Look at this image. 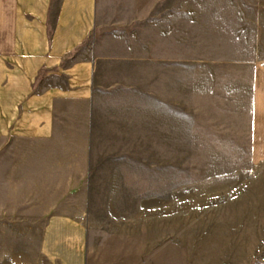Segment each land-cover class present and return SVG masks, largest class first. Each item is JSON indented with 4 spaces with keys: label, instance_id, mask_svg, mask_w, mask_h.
<instances>
[{
    "label": "crops",
    "instance_id": "obj_1",
    "mask_svg": "<svg viewBox=\"0 0 264 264\" xmlns=\"http://www.w3.org/2000/svg\"><path fill=\"white\" fill-rule=\"evenodd\" d=\"M196 2L0 0V264H148L133 181L194 123ZM251 89L262 161L263 65Z\"/></svg>",
    "mask_w": 264,
    "mask_h": 264
},
{
    "label": "rangeland",
    "instance_id": "obj_2",
    "mask_svg": "<svg viewBox=\"0 0 264 264\" xmlns=\"http://www.w3.org/2000/svg\"><path fill=\"white\" fill-rule=\"evenodd\" d=\"M186 6L212 12L211 33L190 35L212 65L196 71L197 111L182 123L180 148L148 149L147 179L133 181L134 220L147 222L148 264H264V160L250 146L264 0Z\"/></svg>",
    "mask_w": 264,
    "mask_h": 264
}]
</instances>
